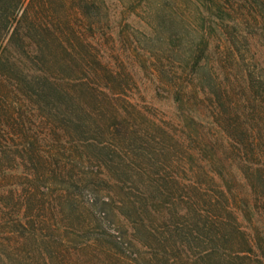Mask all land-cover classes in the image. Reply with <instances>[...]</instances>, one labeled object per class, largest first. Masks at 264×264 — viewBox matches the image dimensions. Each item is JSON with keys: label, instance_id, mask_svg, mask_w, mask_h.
Masks as SVG:
<instances>
[{"label": "trees", "instance_id": "16d2710c", "mask_svg": "<svg viewBox=\"0 0 264 264\" xmlns=\"http://www.w3.org/2000/svg\"><path fill=\"white\" fill-rule=\"evenodd\" d=\"M254 42L264 0H0V264H264Z\"/></svg>", "mask_w": 264, "mask_h": 264}, {"label": "rangeland", "instance_id": "374dc122", "mask_svg": "<svg viewBox=\"0 0 264 264\" xmlns=\"http://www.w3.org/2000/svg\"><path fill=\"white\" fill-rule=\"evenodd\" d=\"M252 51L255 55L256 61L264 69V44L260 45L254 42L252 45ZM140 90V97H142L148 105L158 111L160 115H163L165 119L177 121L178 116H180V111L178 104L175 103L173 99H165L158 96L150 83L142 85Z\"/></svg>", "mask_w": 264, "mask_h": 264}]
</instances>
